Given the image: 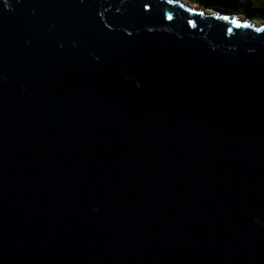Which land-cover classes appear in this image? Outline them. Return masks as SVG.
I'll list each match as a JSON object with an SVG mask.
<instances>
[{
	"label": "water",
	"instance_id": "water-1",
	"mask_svg": "<svg viewBox=\"0 0 264 264\" xmlns=\"http://www.w3.org/2000/svg\"><path fill=\"white\" fill-rule=\"evenodd\" d=\"M190 0H0V264H264V21Z\"/></svg>",
	"mask_w": 264,
	"mask_h": 264
},
{
	"label": "trees",
	"instance_id": "trees-1",
	"mask_svg": "<svg viewBox=\"0 0 264 264\" xmlns=\"http://www.w3.org/2000/svg\"><path fill=\"white\" fill-rule=\"evenodd\" d=\"M210 6H221L244 14L247 17L264 20V0H190Z\"/></svg>",
	"mask_w": 264,
	"mask_h": 264
},
{
	"label": "rangeland",
	"instance_id": "rangeland-1",
	"mask_svg": "<svg viewBox=\"0 0 264 264\" xmlns=\"http://www.w3.org/2000/svg\"><path fill=\"white\" fill-rule=\"evenodd\" d=\"M201 4H202V5H206L205 3H201ZM211 7L215 8L214 6H211ZM241 15H242V16H245V15L242 14V13H241ZM245 17H246V16H245ZM255 20H262V19H255ZM262 21H264V20H262Z\"/></svg>",
	"mask_w": 264,
	"mask_h": 264
}]
</instances>
